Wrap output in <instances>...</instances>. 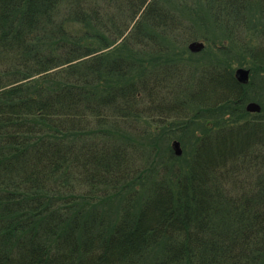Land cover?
Segmentation results:
<instances>
[{"label": "trees", "instance_id": "1", "mask_svg": "<svg viewBox=\"0 0 264 264\" xmlns=\"http://www.w3.org/2000/svg\"><path fill=\"white\" fill-rule=\"evenodd\" d=\"M198 37L264 70V0H0V264H264V113Z\"/></svg>", "mask_w": 264, "mask_h": 264}, {"label": "rangeland", "instance_id": "2", "mask_svg": "<svg viewBox=\"0 0 264 264\" xmlns=\"http://www.w3.org/2000/svg\"><path fill=\"white\" fill-rule=\"evenodd\" d=\"M252 15L255 17V13H252ZM257 21L259 22V19H257ZM215 32H216L215 35L219 37L217 38V41L218 43H220L221 39H223L222 28L218 25L215 28ZM196 40L198 42L202 41L205 43V48L199 52L191 51L188 46L192 41H196ZM192 41L187 42L185 46H183L184 48L182 49L184 50L183 52L184 59L190 60V62L194 64H198L202 62L204 58H207L210 55L215 54L220 59H228L231 65H233L234 72L239 67L250 69V73H251L250 81L248 84H243L245 85L244 95L246 97L244 101V108L246 109V105L249 102L256 101L261 104L262 106L261 112L264 113V70L252 64L253 61L251 58V53H249V51H246L245 49L243 50L238 44H234V43H230L228 46L229 49L227 48V51H223V50L215 49V47H212L210 45V42H208L203 38L198 37V39ZM180 101L181 100H179V103ZM156 103L157 102L155 101L154 104ZM190 108H191L190 110L181 107L177 108V111L173 113L172 117L169 115V118L165 115V113L161 114L160 112L157 111L152 112L153 115L150 117L149 120L151 123V127H150L151 134L152 135L157 134V132H159L162 126L165 124V126H167L166 130L170 132L168 134L169 136L168 138L170 140L169 142L170 146H172L173 140H179L183 148V153L190 152L193 146L192 145L193 141L198 140L199 137H201V135L209 132L210 130H213V128L215 129L216 126L215 124L219 121L218 117L220 116V114L216 115V113L211 112L209 116L204 117L203 113H202L203 115H198L200 112L203 111H199V108L197 106L195 107L194 105H190ZM204 113L208 114L206 111H204ZM243 116L249 118L253 116V114L250 115L249 113L248 114L246 113ZM227 118H231L230 114L224 116V118L222 119L223 122H225ZM141 123L144 124V122L142 121ZM159 124H161V126Z\"/></svg>", "mask_w": 264, "mask_h": 264}, {"label": "water", "instance_id": "3", "mask_svg": "<svg viewBox=\"0 0 264 264\" xmlns=\"http://www.w3.org/2000/svg\"><path fill=\"white\" fill-rule=\"evenodd\" d=\"M189 49L193 52H199L205 48V43L202 41H192L189 45ZM236 79L242 84H248L250 81V69L239 67L235 70ZM246 109L249 112H261L262 106L256 101H251L246 105ZM172 148L177 156H182L183 148L179 140L172 141Z\"/></svg>", "mask_w": 264, "mask_h": 264}]
</instances>
